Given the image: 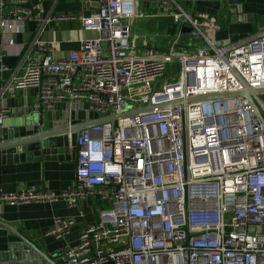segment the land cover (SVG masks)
Masks as SVG:
<instances>
[{
	"label": "built area",
	"instance_id": "1",
	"mask_svg": "<svg viewBox=\"0 0 264 264\" xmlns=\"http://www.w3.org/2000/svg\"><path fill=\"white\" fill-rule=\"evenodd\" d=\"M82 1L87 9L98 6L50 17L28 0H0L2 28L41 23L29 43L31 57L0 87V99L31 88V112L85 103L76 111L106 120L77 136L70 186L59 193L0 186V206L62 201L78 209V243L58 251L60 264H264V99L255 93L264 88V29L224 43L212 35L214 15L188 16L183 2L192 0H153L158 15L191 26L195 48L143 52L130 42L128 21L148 17L136 11L137 0ZM74 19L97 34L55 58L41 31L51 21ZM3 57L0 79L8 70ZM238 91L250 97L189 101ZM133 110L139 111L122 116ZM10 111L0 107V127ZM92 198L102 206L90 222L81 206ZM74 225L73 217H54L45 235L62 238Z\"/></svg>",
	"mask_w": 264,
	"mask_h": 264
},
{
	"label": "crops",
	"instance_id": "2",
	"mask_svg": "<svg viewBox=\"0 0 264 264\" xmlns=\"http://www.w3.org/2000/svg\"><path fill=\"white\" fill-rule=\"evenodd\" d=\"M30 4L37 5L43 11V16L54 17L60 14L83 13L95 11V2L90 4V9L84 5L82 0H28ZM137 12H145L146 19H137L128 21L132 26L130 42L132 46L137 47L143 52L152 50H167L170 40L173 36L170 29L176 27L172 19L168 16H160L157 13L158 7L153 0H142L143 3ZM185 11H191L192 2H183ZM219 4L214 1L197 0L195 12H204L214 15L218 24L213 30L215 40L224 43H233L257 35L264 29V0H246L244 3V13L251 14L250 21L232 22L230 15L223 11L219 17L217 10ZM139 10V11H138ZM41 23L36 20L26 21L19 28L7 30L0 26V53H4L3 62L8 70L2 73L0 87L11 80L22 71L26 59L31 57L32 51L29 50V43L39 30ZM96 32L85 30L80 22L74 20H54L45 25L41 31L40 38L45 41H52L54 46L53 56L55 58L66 57L68 51L76 49L79 42L85 38H94ZM192 34V33H191ZM187 32L180 33L179 43L183 41V36ZM191 37H196L194 34ZM12 39L11 45L7 44L8 39ZM146 43V45H144ZM177 48L179 44L174 45ZM20 91L9 94L7 97L19 96ZM6 97V98H7ZM4 99H0V107L5 106ZM34 93L25 96L23 100L25 105L18 104L10 106V114L2 121V127H11L21 123L25 117L33 116L30 113V106L34 101ZM75 158L69 160H47L40 159L25 160L11 163H2L0 156V186L5 191H15L26 186L36 185L44 187L52 192L59 193L70 186L75 177ZM102 206L98 199H88L82 206V211L87 221L98 219L97 210ZM78 209L69 208L62 201L52 203H29L21 205H3V211H0V222L11 225L16 228L25 238L34 243L46 255L57 260L58 251L66 245L78 243V234L81 230L83 220L77 217ZM54 217H73L75 225L70 232L59 239L46 236L45 231L53 223ZM18 241V238L4 226L0 232V251L6 249L9 242ZM106 264H111L110 262Z\"/></svg>",
	"mask_w": 264,
	"mask_h": 264
},
{
	"label": "water",
	"instance_id": "3",
	"mask_svg": "<svg viewBox=\"0 0 264 264\" xmlns=\"http://www.w3.org/2000/svg\"><path fill=\"white\" fill-rule=\"evenodd\" d=\"M214 1L219 4L217 15L226 11L230 15L232 22L250 21L251 14L244 13V3L246 0H204ZM197 0H192L191 11L188 13L192 17ZM94 5L98 6L95 2ZM183 18L176 24L174 35L172 36L168 50L178 39L180 33H190L191 26L182 22ZM35 93L34 89L28 88L20 90L19 96L5 97L3 107H10L18 104L25 105V96ZM255 93H264V88L256 89ZM240 95L250 97L249 91H238L231 93H210L190 98V102L200 101L206 98L228 97ZM175 103H181L177 101ZM85 103L67 102L57 103L56 106L46 112H39L30 116L16 125L11 127H0V156L2 163H11L25 160L40 159L43 157L47 160H69L76 155V138L80 131L102 123L105 119H96L101 117L100 114L91 112H78L79 108H85ZM149 105L145 109H150ZM71 109V118L73 121L68 123V110ZM139 110H133L123 113L122 116L137 113ZM84 118L89 121L84 123H75V118ZM116 115L109 117L113 124ZM3 211V206H0ZM3 226L9 229L18 241L9 242L6 249L0 251V264H60L54 258L42 252L34 243L25 238L16 228L9 224L1 222Z\"/></svg>",
	"mask_w": 264,
	"mask_h": 264
},
{
	"label": "rangeland",
	"instance_id": "4",
	"mask_svg": "<svg viewBox=\"0 0 264 264\" xmlns=\"http://www.w3.org/2000/svg\"><path fill=\"white\" fill-rule=\"evenodd\" d=\"M143 3V1L142 0H140V1H138V9L140 10V5ZM138 10V11H139ZM137 20V19H136ZM191 35L192 34H190V33H188V35H186V36H183V41H180V43H179V40H177V42L175 43V44H179V47H183V48H185V50H188V51H190V50H192V49H194L195 48V46H194V42H195V38L194 37H191ZM260 98L261 99H264V95L263 94H260ZM33 115H35V114H33ZM256 228H254V229H252V230H255ZM249 231H251V229L249 230Z\"/></svg>",
	"mask_w": 264,
	"mask_h": 264
},
{
	"label": "trees",
	"instance_id": "5",
	"mask_svg": "<svg viewBox=\"0 0 264 264\" xmlns=\"http://www.w3.org/2000/svg\"><path fill=\"white\" fill-rule=\"evenodd\" d=\"M170 32H171V34H173V35H174V32H175V27L171 28V29H170Z\"/></svg>",
	"mask_w": 264,
	"mask_h": 264
}]
</instances>
